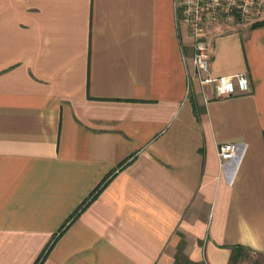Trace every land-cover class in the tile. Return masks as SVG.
<instances>
[{
    "label": "crops",
    "instance_id": "0c3cea01",
    "mask_svg": "<svg viewBox=\"0 0 264 264\" xmlns=\"http://www.w3.org/2000/svg\"><path fill=\"white\" fill-rule=\"evenodd\" d=\"M252 24H208V74L252 86L215 98L189 81L175 0H0V264L45 252L40 264H173L178 251L264 264V24ZM222 143L236 145L223 164Z\"/></svg>",
    "mask_w": 264,
    "mask_h": 264
},
{
    "label": "built area",
    "instance_id": "2783aa9c",
    "mask_svg": "<svg viewBox=\"0 0 264 264\" xmlns=\"http://www.w3.org/2000/svg\"><path fill=\"white\" fill-rule=\"evenodd\" d=\"M264 11V0H175L176 23L191 38L192 72L187 71L189 81L195 78L200 86L210 84L215 98H225L252 91L245 73L229 76H210L211 52L207 41L209 23H251L259 20ZM236 151L233 143L218 145L217 156L223 164Z\"/></svg>",
    "mask_w": 264,
    "mask_h": 264
},
{
    "label": "trees",
    "instance_id": "16d2710c",
    "mask_svg": "<svg viewBox=\"0 0 264 264\" xmlns=\"http://www.w3.org/2000/svg\"><path fill=\"white\" fill-rule=\"evenodd\" d=\"M264 24V22H260V23H253L252 27L257 26V25H261ZM112 175V172L109 174V176L107 178H105L101 183H99L89 194V196L87 198H85L73 211L72 213L68 216L67 220L63 223V225L60 228V231L64 229L65 225L67 222H70L71 220L77 218V216L79 215V213L81 211H83L95 198L96 196L99 194V192L104 188V186L108 183L110 176ZM46 253V252H45ZM45 253H43L41 256H39V258L36 260L35 264H40L43 259L45 258ZM175 260L173 264H197V263H193L191 262L187 256L182 252V251H178L175 253L174 255Z\"/></svg>",
    "mask_w": 264,
    "mask_h": 264
},
{
    "label": "rangeland",
    "instance_id": "374dc122",
    "mask_svg": "<svg viewBox=\"0 0 264 264\" xmlns=\"http://www.w3.org/2000/svg\"><path fill=\"white\" fill-rule=\"evenodd\" d=\"M264 263V262H263Z\"/></svg>",
    "mask_w": 264,
    "mask_h": 264
}]
</instances>
